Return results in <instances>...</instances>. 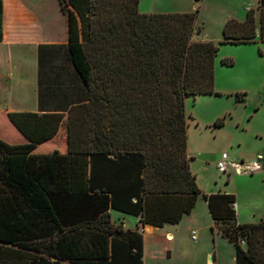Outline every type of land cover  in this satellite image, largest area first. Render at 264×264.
<instances>
[{
  "label": "trees",
  "instance_id": "obj_1",
  "mask_svg": "<svg viewBox=\"0 0 264 264\" xmlns=\"http://www.w3.org/2000/svg\"><path fill=\"white\" fill-rule=\"evenodd\" d=\"M139 1L59 0L64 61L59 77L43 72V96L58 95L61 112L9 113L27 141L0 137V264H142L109 210L161 226L193 207L200 190L184 99L215 93L219 44L264 43V0L257 21L252 8L241 21L228 19L217 44L191 40L198 9L143 13ZM60 128L65 152H33ZM130 158L140 166L138 189L118 183ZM203 196L235 264H264V221L237 223L234 194Z\"/></svg>",
  "mask_w": 264,
  "mask_h": 264
},
{
  "label": "crops",
  "instance_id": "obj_2",
  "mask_svg": "<svg viewBox=\"0 0 264 264\" xmlns=\"http://www.w3.org/2000/svg\"><path fill=\"white\" fill-rule=\"evenodd\" d=\"M201 1L199 0L197 4L193 5V10L198 9ZM222 1L231 3L234 0ZM236 1H239L246 13L248 9L252 8L251 5L254 0ZM257 6L258 0H256L254 10L256 21L259 13ZM236 18L240 19L241 17L236 16ZM256 32L258 33V24ZM194 39L192 33L191 40L198 41ZM66 42L67 19L61 11L59 0H0V137L5 141L9 143H25L27 141L9 120V113L42 115L61 112L58 107L60 105L58 95L55 98L43 96V72L48 69L51 70L50 76L52 79L54 76L59 77L61 64L58 56L61 50L64 53L61 45L66 44ZM214 86L215 90H226L222 89L223 87L215 80V63ZM205 95L214 94L197 95L195 97L186 96L185 99L190 97L195 100L197 97ZM239 100H243V98L240 97ZM191 119V116L187 114L188 133ZM62 132L63 130L60 128L57 135L37 145L33 152L49 153L57 149L54 142L61 144V148L58 149L60 152H65L66 144L60 136ZM193 154L191 144L187 142L189 169L195 176L200 193L190 212L183 214L177 223L166 222L161 226H155L141 223L139 216L113 209L109 210L111 222L120 225L122 229L121 236L128 247L133 250L136 248L141 249L142 264H198L199 257L197 259L195 252L190 253L186 249V240L182 238V234L185 232V234L189 233L192 239L195 231L199 234L197 237L194 235V246L197 251L204 250L206 264H219L218 240H227V238L223 237L220 231L213 226L209 206L203 195L231 192L225 189L203 191L198 184L196 173L192 171ZM122 163L125 164L120 165L121 173L117 175L119 186L138 189L140 186L138 161L130 158L128 162ZM235 203L234 210L237 223L264 221V212L254 210L246 216L241 210L237 209ZM125 216L134 217V226L131 227L125 221ZM233 257L235 264V250Z\"/></svg>",
  "mask_w": 264,
  "mask_h": 264
},
{
  "label": "rangeland",
  "instance_id": "obj_3",
  "mask_svg": "<svg viewBox=\"0 0 264 264\" xmlns=\"http://www.w3.org/2000/svg\"><path fill=\"white\" fill-rule=\"evenodd\" d=\"M197 3L193 0H140L139 11L190 12ZM255 6L256 0L251 5L253 10ZM245 14L242 5L236 0L231 3L202 0L198 5L194 40L217 44L222 40L224 23L231 18L240 20ZM58 57L62 64V50ZM223 59L231 60L233 65H222ZM214 63L215 80L226 90L214 89V95L199 96L195 100L190 97L185 99L186 112L192 118L187 132V142L194 151L192 171L196 173L203 191L225 189L233 193L237 209L246 216L254 210L264 212V43L256 39L252 43L219 44ZM66 86V83L62 84L61 89ZM237 95L243 100H239ZM218 119L223 120L221 126L214 125ZM54 144L57 149L61 148V144ZM222 152H226L229 160L239 165L238 172L235 168H230L227 173L217 170L216 162ZM258 154L262 156L261 170L245 171L244 165ZM125 221L131 227L135 224L132 216H125ZM221 226L224 225H214L217 230ZM198 234L195 231L193 235L197 237ZM182 236L186 240V249L190 253L195 252L197 259L199 257L198 264H206L204 250L197 251L194 246L195 238L191 239L189 233L185 232ZM217 245L219 264H234L232 244L219 239Z\"/></svg>",
  "mask_w": 264,
  "mask_h": 264
},
{
  "label": "built area",
  "instance_id": "obj_4",
  "mask_svg": "<svg viewBox=\"0 0 264 264\" xmlns=\"http://www.w3.org/2000/svg\"><path fill=\"white\" fill-rule=\"evenodd\" d=\"M261 159L262 156L258 154V156H256V158L250 163L244 165V170L248 172H256L261 170ZM216 168L220 173H227L230 168H235L236 172H238L240 167L237 163L229 160V156L226 152H222L219 160L216 162ZM192 238H195V236L192 235ZM241 243H243V241Z\"/></svg>",
  "mask_w": 264,
  "mask_h": 264
},
{
  "label": "water",
  "instance_id": "obj_5",
  "mask_svg": "<svg viewBox=\"0 0 264 264\" xmlns=\"http://www.w3.org/2000/svg\"><path fill=\"white\" fill-rule=\"evenodd\" d=\"M195 3H197L199 0H193ZM194 30H197L196 28Z\"/></svg>",
  "mask_w": 264,
  "mask_h": 264
}]
</instances>
